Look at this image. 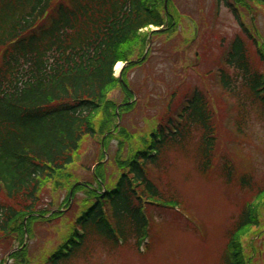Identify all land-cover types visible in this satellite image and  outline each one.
Segmentation results:
<instances>
[{"label": "trees", "instance_id": "16d2710c", "mask_svg": "<svg viewBox=\"0 0 264 264\" xmlns=\"http://www.w3.org/2000/svg\"><path fill=\"white\" fill-rule=\"evenodd\" d=\"M165 2L0 0V251L4 254L23 247L27 218L31 238L35 226L62 220L63 232L51 240L58 249L44 264H92L97 250L113 251L121 240L139 248L149 237L146 210L181 203L165 187H171L173 154L188 153L193 147L202 176L241 193L235 197L241 213L227 234L224 264H262L264 178L256 176L255 162L245 150L255 144L253 138L259 139L258 127L264 137V36L257 25L260 15L264 17V0H217L242 28L224 45V64L213 74L217 84L210 89L188 88L180 112L176 99L182 89L174 90L164 105L157 103L142 134L125 127L119 130L118 104L110 96L122 91L124 103L133 96L116 77V66L129 65L123 72L128 84L133 70L148 65V59L141 60L151 33L154 43L171 45L174 55H185L189 44L185 19L174 0L168 1L167 11ZM245 13L252 20L249 26L244 24ZM153 28L166 31L153 33ZM178 60L180 68L191 66L185 56ZM135 107L123 106L122 119ZM87 139H97L101 147L94 164L105 160L104 148L108 151L113 141L118 142L115 170L108 174L109 164L100 166L91 181L75 187L80 182L76 166ZM258 149L264 151L263 141ZM73 189L74 200L83 194L75 213L44 218L54 206L46 197L56 199L67 192L57 207L67 210ZM11 259L14 264H32L28 248Z\"/></svg>", "mask_w": 264, "mask_h": 264}, {"label": "rangeland", "instance_id": "374dc122", "mask_svg": "<svg viewBox=\"0 0 264 264\" xmlns=\"http://www.w3.org/2000/svg\"><path fill=\"white\" fill-rule=\"evenodd\" d=\"M174 2L179 12L189 16L192 27H199L200 23H203L196 44L192 45L186 53L191 62L196 61L197 57L195 55L198 52L204 54V58L201 57V60L196 64L199 69L189 70L187 82L198 83V72L201 74L209 73V69L216 70L222 66L224 45H228L241 32L242 28L229 10L223 6L217 9L216 0H174ZM245 15V22L249 25L252 20L248 14L245 13ZM184 25V32H188L190 26L188 24ZM257 25L264 36L263 15H260ZM190 33V37H193V31L190 30ZM162 42V40L156 42L150 64L146 68L135 70L130 75L131 87L134 88L135 86L141 90L139 99H141L143 105L150 97L155 102H159L157 96L160 94L165 98L167 89L171 90L172 87L177 86L182 78V69L178 57L172 56L169 48L171 45L166 46ZM203 46L205 47L203 48ZM208 58L209 62L205 65ZM110 99L118 103L122 102L124 99L122 91L113 92ZM150 113L154 114L155 110L152 109L147 113L143 110V107L139 106L137 111L135 110L126 116L124 124L130 130L141 131L145 126L146 117ZM229 118L228 120H230ZM225 123H228V121ZM257 130L261 131L259 132L261 137L262 128L258 127ZM253 139L255 144L247 145L245 154L251 161L255 162L256 176L261 179L264 178V151L256 150L258 138ZM241 140L242 142L246 141L245 138H241ZM262 140L264 141V137H262ZM227 143L230 145L228 141ZM96 146V143L91 142L84 144L82 154H88L87 157H89L91 149L95 152ZM116 149V142H113L111 145L112 156L115 154ZM233 154L237 156V152ZM87 157L85 156L86 162L88 161ZM87 164L90 163L87 162ZM112 170L111 167L109 174L113 172ZM85 176L86 180H89L90 177ZM170 179L173 182V188L182 195L184 201L183 209L176 211V213L188 220L194 217V220L197 221L195 222L196 225L203 223L206 230L203 229L202 231L200 229L198 233L193 234L184 230L183 221L178 223L177 220H174L179 226L165 223L162 230L158 227L155 228L156 232L161 231L163 234L156 240L154 252L149 254L147 261L143 260L144 257L137 254L133 249L120 252L118 250L112 252L107 249H99L96 252V257L92 260V264H221L224 244L227 242L225 240L227 231L231 229L239 216V208L234 197L238 195L241 197V193L238 191L231 193L221 182L214 181L210 183L203 178L195 167L194 159L190 156L173 155ZM229 192L230 198L228 196ZM63 198L64 194L57 198L59 204ZM231 198L232 200H230ZM184 210L186 213L190 212L188 214L189 218L185 216ZM169 214L172 215V213ZM54 233L55 231L49 229L48 226L39 227L36 239L30 243L31 255H38V251L44 247L46 241ZM3 258H5V254L0 251V264ZM40 258L41 256L38 257V260Z\"/></svg>", "mask_w": 264, "mask_h": 264}, {"label": "bare ground", "instance_id": "6f19581e", "mask_svg": "<svg viewBox=\"0 0 264 264\" xmlns=\"http://www.w3.org/2000/svg\"><path fill=\"white\" fill-rule=\"evenodd\" d=\"M120 69V66L118 67V70Z\"/></svg>", "mask_w": 264, "mask_h": 264}]
</instances>
